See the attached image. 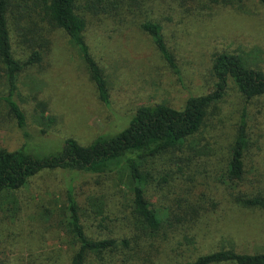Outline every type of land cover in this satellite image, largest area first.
Masks as SVG:
<instances>
[{
  "label": "rangeland",
  "instance_id": "obj_1",
  "mask_svg": "<svg viewBox=\"0 0 264 264\" xmlns=\"http://www.w3.org/2000/svg\"><path fill=\"white\" fill-rule=\"evenodd\" d=\"M80 2L84 0L78 4ZM134 11L127 15L124 26L116 25L105 15L94 14L89 19L91 25L87 35L106 73L111 95L109 106L98 99L75 47L61 31H52L46 36L51 42L42 63L28 66L19 73L15 97L26 112L27 127L33 137L28 146L35 154L59 150L63 137L88 144L100 133L118 129L119 124L123 126L125 117L140 104L164 102L180 106L190 93L209 91L212 85L209 67L215 52L239 54L249 65L264 71L262 0H234L232 4L213 5L206 15L180 24L167 23V16L156 7L154 11L161 15L144 6ZM149 18L163 20L165 39L178 60L181 78L167 68L149 37L138 27L141 21ZM15 51L22 60L25 51L20 48ZM6 90L0 79V96ZM40 100L46 103L45 115L55 119L47 128L56 135L41 140L38 139L39 130L45 126L39 120L36 106ZM214 107L203 128L188 139L194 149L185 146L182 156L190 161H184L186 165L182 171H176L177 158L173 155L142 161V167L151 171L145 196L157 205L163 201L159 199L162 190L165 194L169 192V196H176L183 194L187 187L189 197L194 198L204 190L221 203L210 215V225L200 222L203 235L198 233L192 240H185L175 231L172 243L162 241L150 264H182L201 252L220 247L264 252V210L230 203L218 177L211 176L214 173L210 168L216 165L214 158L220 162L222 154L226 153V146L245 110L251 155L246 161V175L248 183L251 182L248 186L251 191L264 187V96L246 101L231 83ZM25 144L15 120L0 99V149L15 150ZM67 178L68 174L61 170H43L19 189L2 194L0 264L6 261L11 264L69 263L72 250L60 224L64 216ZM74 184L76 198L82 205L95 193L100 202L106 200L115 213L119 209L130 210L128 184L118 172H81ZM157 209L160 210V206ZM163 212H160L162 218ZM85 219L91 220L87 215ZM167 251L169 257L165 256Z\"/></svg>",
  "mask_w": 264,
  "mask_h": 264
},
{
  "label": "trees",
  "instance_id": "obj_2",
  "mask_svg": "<svg viewBox=\"0 0 264 264\" xmlns=\"http://www.w3.org/2000/svg\"><path fill=\"white\" fill-rule=\"evenodd\" d=\"M79 1L0 0V79L7 88L0 99L26 140V144L18 149H0V199L4 192L19 189L30 177L43 170H61L68 174L64 183V216L60 221L72 250L68 264H150L162 241L172 243L175 231L185 240H192L198 233L203 235L200 222L210 225L212 218L209 217L221 203L204 190L194 198L189 197L187 187L183 194L176 196H169V192L165 194L162 190L159 199L163 201L159 200L157 205L145 196L151 171L142 167V161L173 155L177 158L176 171H182L186 165L184 161L189 160L182 156L185 146L194 149L188 139L203 128L229 85L233 83L246 101L261 98L264 96V71L249 65L239 54L215 52L209 67L212 79L209 91L190 93L180 106L164 102L140 104L125 117L123 126L119 124L118 129L100 133L88 144L63 137L59 150L35 154L28 146L33 137L15 90L19 73L28 66L40 65L44 60L51 42L46 38L49 33L61 31L68 37L85 66L98 99L109 106L111 95L106 73L87 35L91 15H105L116 25L124 26L127 15L144 6L157 15L165 14L167 23L180 24L206 15L207 9L213 5L232 4L234 0H84L78 4ZM155 7L161 14L154 11ZM138 27L149 37L167 68L181 78L178 60L165 39L163 20L149 18L141 21ZM17 48L25 51L22 60L15 51ZM36 106L39 120L45 126L39 130L38 139L56 136L47 128L55 119L45 115L46 103L40 100ZM249 139L244 110L226 146V153L222 154L220 162L214 158L216 165L210 168L215 175L211 176L218 177L230 203L241 208L264 210V187L256 191L251 188V191L248 186L251 185L246 175V161L251 156ZM219 150L221 152L222 148ZM81 172H118L125 177L131 195L130 210L119 209L115 213L108 202H100L95 193L82 205L76 198L74 184L75 177ZM159 206L160 210L157 209ZM161 211H165L164 218ZM86 215L91 218L90 222L86 221ZM165 256L169 257L168 251ZM3 264L11 263L6 261ZM182 264H264V252L249 253L220 247L201 252Z\"/></svg>",
  "mask_w": 264,
  "mask_h": 264
}]
</instances>
